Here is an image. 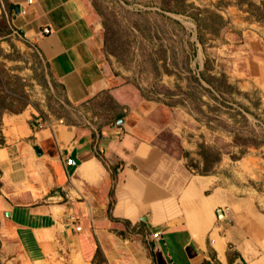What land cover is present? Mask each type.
<instances>
[{"label": "crops", "instance_id": "1", "mask_svg": "<svg viewBox=\"0 0 264 264\" xmlns=\"http://www.w3.org/2000/svg\"><path fill=\"white\" fill-rule=\"evenodd\" d=\"M229 16L238 37L218 50L228 98L264 123V21ZM7 26L38 51L68 102L106 95L118 112L105 122L43 104L1 113L5 264H264V139L234 145L221 131L226 147L209 170L191 167L187 156L204 165L200 135L210 145L213 131L118 83L91 0H0V47Z\"/></svg>", "mask_w": 264, "mask_h": 264}, {"label": "rangeland", "instance_id": "2", "mask_svg": "<svg viewBox=\"0 0 264 264\" xmlns=\"http://www.w3.org/2000/svg\"><path fill=\"white\" fill-rule=\"evenodd\" d=\"M91 1L101 17L104 53L118 83L130 85L169 115L176 117L181 110L192 116L193 126L206 124L213 131L210 145L200 135L203 141L197 150L204 165L198 168L187 156L191 167L199 172L209 170L220 147H226L221 131L228 132L229 144L262 142L264 133L253 129L264 123L242 116L228 98L231 87L219 70L218 50L228 38L238 37L239 30L229 24L230 12H247L263 22L264 0ZM10 31L7 26L0 47V98L6 107L0 111L43 104L55 116L68 120L96 116L101 122L118 112V105L106 95L88 104L68 102L38 51ZM230 156L235 158L236 153ZM0 263L5 264L1 256Z\"/></svg>", "mask_w": 264, "mask_h": 264}, {"label": "built area", "instance_id": "3", "mask_svg": "<svg viewBox=\"0 0 264 264\" xmlns=\"http://www.w3.org/2000/svg\"><path fill=\"white\" fill-rule=\"evenodd\" d=\"M42 31H43L44 33H47V32H49L50 30H49L48 28L44 27V28L42 29ZM65 164H66V165H75L76 162H75L74 159L68 157V158L65 159ZM80 228H81V227H80L79 225H76V226H75V229H76V230H80ZM151 236H152L154 239H156V240H159V239L161 238V236H160V232H159V231H154V232H152V233H151Z\"/></svg>", "mask_w": 264, "mask_h": 264}, {"label": "trees", "instance_id": "4", "mask_svg": "<svg viewBox=\"0 0 264 264\" xmlns=\"http://www.w3.org/2000/svg\"><path fill=\"white\" fill-rule=\"evenodd\" d=\"M221 19V16H218V20ZM200 75L201 77L203 78L204 75H203V72H200ZM205 78V77H204ZM6 107H5V103H4V99L0 98V109L4 110ZM2 110L0 111V115L2 113ZM114 170H112L113 172ZM1 264V263H0Z\"/></svg>", "mask_w": 264, "mask_h": 264}]
</instances>
